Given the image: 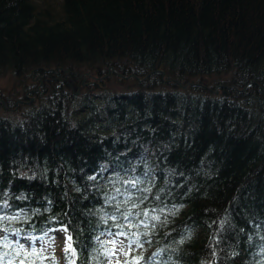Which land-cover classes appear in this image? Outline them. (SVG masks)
Returning a JSON list of instances; mask_svg holds the SVG:
<instances>
[{
  "label": "trees",
  "instance_id": "obj_1",
  "mask_svg": "<svg viewBox=\"0 0 264 264\" xmlns=\"http://www.w3.org/2000/svg\"><path fill=\"white\" fill-rule=\"evenodd\" d=\"M117 233L119 264H264V0H0V264Z\"/></svg>",
  "mask_w": 264,
  "mask_h": 264
},
{
  "label": "rangeland",
  "instance_id": "obj_2",
  "mask_svg": "<svg viewBox=\"0 0 264 264\" xmlns=\"http://www.w3.org/2000/svg\"><path fill=\"white\" fill-rule=\"evenodd\" d=\"M92 75V73L90 72ZM90 74L88 75V78H90ZM97 85H103L104 83L98 82ZM38 88V86L36 87ZM83 88L80 85H75L74 86V91L75 92H81ZM94 91H97L96 88L93 89ZM225 92H227L225 90ZM36 95V94H35ZM32 98H34V95H31ZM14 241L19 242L21 238L25 239L26 245L28 243L33 244L35 246H38L40 250H46L50 253H57L60 254L62 253L66 248H68V245L70 243L68 237L69 234L66 230L65 227L59 226V227H54L46 231L44 234L31 238V237H26L25 235L20 236L18 234H14ZM105 237V243L106 246L108 247V253L110 256V264H119L121 259L124 257V255L134 249L135 244L131 243L130 240L125 237L124 235H106ZM29 239V240H28ZM116 240L117 242L115 244L110 243V241Z\"/></svg>",
  "mask_w": 264,
  "mask_h": 264
},
{
  "label": "flooded vegetation",
  "instance_id": "obj_3",
  "mask_svg": "<svg viewBox=\"0 0 264 264\" xmlns=\"http://www.w3.org/2000/svg\"><path fill=\"white\" fill-rule=\"evenodd\" d=\"M85 73H87V72H84L83 74H75V77H77L75 79L69 77L68 82L71 86H73V89H74L75 85H80V86H84V87H91V85L93 83H98L96 78H94L93 74L90 75V78H88L89 74L86 75ZM58 74H60V72ZM57 78L64 79V77H62V76L57 77ZM80 78H81V80H79Z\"/></svg>",
  "mask_w": 264,
  "mask_h": 264
},
{
  "label": "snow or ice",
  "instance_id": "obj_4",
  "mask_svg": "<svg viewBox=\"0 0 264 264\" xmlns=\"http://www.w3.org/2000/svg\"><path fill=\"white\" fill-rule=\"evenodd\" d=\"M132 184H133V187H135V182H132ZM133 207H138V205H135L134 204ZM127 215L128 216H131L132 213L131 212H128ZM137 215H139V214H137ZM144 215L147 216L148 215L147 212H145ZM153 219H158V217H153ZM141 223H143V221H141ZM137 227H138V225H137ZM116 235L117 236H120V235H126V234L125 233H117ZM68 239H69V241H71V237H68ZM116 242H117L116 240L110 241V243H113V244H115ZM131 243H136V241L135 240H132V241H130V244ZM68 248L71 250V248H72L71 243H69Z\"/></svg>",
  "mask_w": 264,
  "mask_h": 264
},
{
  "label": "water",
  "instance_id": "obj_5",
  "mask_svg": "<svg viewBox=\"0 0 264 264\" xmlns=\"http://www.w3.org/2000/svg\"><path fill=\"white\" fill-rule=\"evenodd\" d=\"M60 71H61V70H58V71H56V72L59 73ZM64 71H65V72H68V70H64ZM75 74H76V73H75ZM85 74H86V75H87V74H90V72H87V73H85ZM90 75H91V74H90ZM148 75H149V74H148ZM148 75H147V76H148ZM94 77H95V76H94ZM95 78H96V80H97V79H99V78L101 79V78H103V77H95ZM228 86H230V85H228Z\"/></svg>",
  "mask_w": 264,
  "mask_h": 264
},
{
  "label": "bare ground",
  "instance_id": "obj_6",
  "mask_svg": "<svg viewBox=\"0 0 264 264\" xmlns=\"http://www.w3.org/2000/svg\"><path fill=\"white\" fill-rule=\"evenodd\" d=\"M231 87V86H230Z\"/></svg>",
  "mask_w": 264,
  "mask_h": 264
}]
</instances>
